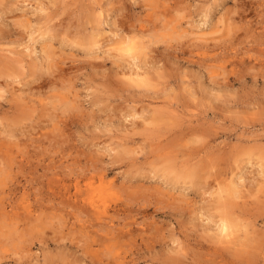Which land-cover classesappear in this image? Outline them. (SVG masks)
<instances>
[{"label": "clouds", "instance_id": "obj_1", "mask_svg": "<svg viewBox=\"0 0 264 264\" xmlns=\"http://www.w3.org/2000/svg\"><path fill=\"white\" fill-rule=\"evenodd\" d=\"M0 264H264V0H0Z\"/></svg>", "mask_w": 264, "mask_h": 264}]
</instances>
